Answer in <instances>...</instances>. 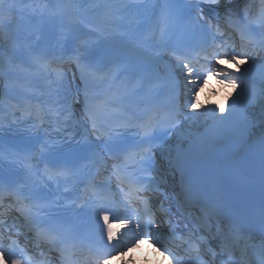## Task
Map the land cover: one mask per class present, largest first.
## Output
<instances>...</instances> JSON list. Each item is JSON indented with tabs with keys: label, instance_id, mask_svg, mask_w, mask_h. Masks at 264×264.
<instances>
[{
	"label": "bare ground",
	"instance_id": "bare-ground-1",
	"mask_svg": "<svg viewBox=\"0 0 264 264\" xmlns=\"http://www.w3.org/2000/svg\"><path fill=\"white\" fill-rule=\"evenodd\" d=\"M65 1L66 0H51V3L50 1L45 0L37 2L34 6L38 10V13L36 12L35 14H29L28 9L25 8L20 14L16 16L17 24L12 31L15 34L14 37H16V40L21 41L19 46L22 48L24 53H29L31 50L32 40L42 31H44V24L47 19L51 18L54 21L55 26H57L58 40H60V38L64 37L65 35H68V32L71 31L70 27L73 21H80V18L66 12V9L69 10V5H66ZM117 5L119 6L109 7V10L117 11L116 14L122 16L121 26L115 27L113 25L115 24L114 21H110V23L103 25L89 23L87 25L89 28L87 36H97L100 38V40L92 39L93 41H86L87 43H90L91 46L96 47L98 52L102 54L101 56L104 61V65H108L110 62H113L135 66V63L141 57V54L138 52L137 45L134 43L133 38L138 43L147 40L151 36L149 34L152 29L151 24L148 23V25L140 27L142 23L136 22L135 25L132 26L136 17L141 18L142 14L132 13V9H126L121 3ZM114 31L125 37L128 42L125 41L120 43L119 41H113L111 39L106 40L104 38V34H107L108 32L113 33ZM258 59L259 57L248 59L246 61L248 66L246 72H248L251 77L262 79L264 76L262 71L264 69H262L259 64H256ZM0 66L8 68L9 63L2 61ZM231 78V75H229L227 72L222 73V76H219L216 79V81L219 79V81L215 83L217 86L212 82L213 77L206 80L207 83H210L211 91L216 92V97L212 101L208 102L207 109H209L215 115V120L218 126L216 128H212L207 125L205 126L206 129L211 133V136L214 138V132L216 131L221 130L224 133H234L241 132V129L246 127L245 122H242L241 125H237L231 121V118L241 121V116L244 112L242 106L244 100H246L249 104H261L260 99L253 95L252 89L246 84L240 85L237 88L233 84H227V81H229ZM191 80L192 78L188 77L187 81L190 82ZM223 86H226V90L220 91V88ZM239 91L242 92L240 93ZM237 93H239V95H237ZM227 97H230V99ZM221 116L227 120V124L224 125L219 122ZM247 119L248 117H246L245 120ZM257 123H259V121H257ZM191 128L192 126L188 124L184 136L178 138V143L185 141V145L191 146V142L193 140L190 141L188 138V133H190ZM166 149L172 155H174L178 165L182 164L181 158L188 156L183 151V149H181L179 144L177 146L168 145ZM134 256L133 258L138 259L146 258L145 253H142V250L135 252Z\"/></svg>",
	"mask_w": 264,
	"mask_h": 264
},
{
	"label": "rangeland",
	"instance_id": "rangeland-1",
	"mask_svg": "<svg viewBox=\"0 0 264 264\" xmlns=\"http://www.w3.org/2000/svg\"><path fill=\"white\" fill-rule=\"evenodd\" d=\"M0 2H2V1L0 0ZM69 3H71V0H70ZM91 3H92V4H90V7H94V6H97V5H98L97 0H94V1H92ZM0 11H1V10H0ZM78 14L81 15L80 12H78ZM92 14H93V15H96V12H94V13H92ZM88 15H89V14H88ZM0 23H1V20H0ZM198 111H199V113H201V115H202L203 109H198Z\"/></svg>",
	"mask_w": 264,
	"mask_h": 264
}]
</instances>
